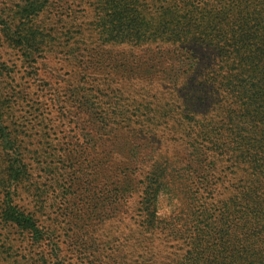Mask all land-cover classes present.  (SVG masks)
Returning <instances> with one entry per match:
<instances>
[{
  "label": "trees",
  "instance_id": "obj_1",
  "mask_svg": "<svg viewBox=\"0 0 264 264\" xmlns=\"http://www.w3.org/2000/svg\"><path fill=\"white\" fill-rule=\"evenodd\" d=\"M126 1L129 58L112 63L99 50L83 67L111 75L140 103L121 114V156L110 152L95 168L100 177L117 159L123 184L87 202L99 233L88 237L92 264H264V0ZM208 49L232 62L225 76L204 63ZM16 153L6 176L13 191L25 174ZM166 192L176 205L159 216ZM1 216L51 249L33 213L8 206Z\"/></svg>",
  "mask_w": 264,
  "mask_h": 264
},
{
  "label": "rangeland",
  "instance_id": "obj_2",
  "mask_svg": "<svg viewBox=\"0 0 264 264\" xmlns=\"http://www.w3.org/2000/svg\"><path fill=\"white\" fill-rule=\"evenodd\" d=\"M125 3L0 0V264H92L95 259L88 237L97 222L88 215L94 205L87 202L123 184L117 159L107 161L100 177L95 168L110 152L121 156V114L140 103H133L135 95L126 96L111 75L83 67L98 60L99 50L112 63L129 58L130 47L122 42L130 12ZM131 7L139 15L143 10L141 3ZM149 8L154 15V5ZM134 53L132 60L141 61L140 51ZM206 53L204 63L222 65L217 74L225 76L232 62L221 64L213 50ZM13 147L25 168L15 191L6 177ZM157 205L158 215H167L176 205L174 196L166 192ZM8 206L33 213L47 227L50 250L35 246L1 216ZM119 216L127 215L120 211Z\"/></svg>",
  "mask_w": 264,
  "mask_h": 264
}]
</instances>
